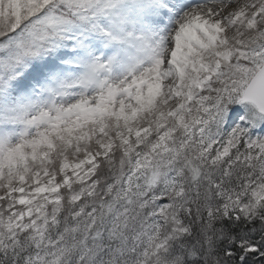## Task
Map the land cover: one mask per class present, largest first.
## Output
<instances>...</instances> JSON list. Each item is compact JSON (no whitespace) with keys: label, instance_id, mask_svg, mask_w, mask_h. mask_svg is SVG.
Listing matches in <instances>:
<instances>
[{"label":"snow or ice","instance_id":"6c2138e0","mask_svg":"<svg viewBox=\"0 0 264 264\" xmlns=\"http://www.w3.org/2000/svg\"><path fill=\"white\" fill-rule=\"evenodd\" d=\"M0 264H264V0H0Z\"/></svg>","mask_w":264,"mask_h":264}]
</instances>
